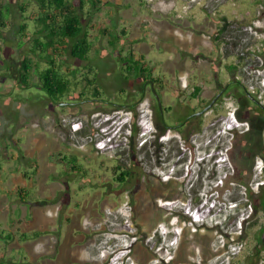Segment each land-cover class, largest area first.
<instances>
[{"label": "rangeland", "instance_id": "1", "mask_svg": "<svg viewBox=\"0 0 264 264\" xmlns=\"http://www.w3.org/2000/svg\"><path fill=\"white\" fill-rule=\"evenodd\" d=\"M187 1L186 10L182 9L183 2L179 8L186 18L200 13L214 24L220 23L221 14L232 18L235 11H243L248 19L257 12L252 0H204L209 9L217 6L209 12L192 3L200 0ZM21 3L26 5V11L20 9ZM4 6H9L6 19L10 24L0 28V149L7 144L8 156L0 153V166L19 165L21 156L28 151L37 153V157L39 152L40 156L49 159L60 145L72 147V122H82V135L110 136L112 140L107 148L114 147V152H97L94 141L86 144L84 148L91 145L98 155L91 154L86 160H80L81 166L87 168L85 175L70 169L69 172L77 176L73 180L52 179L48 174L49 167L41 168L37 182L42 181L48 186L38 185L27 194L28 215L24 217L32 219L30 202L39 201L46 214H41L37 222L42 232L29 240L39 241V254L33 262L30 248H7L3 257L0 253V264H152V260L159 257L171 258L159 264H264V234H260L263 236L260 242L257 233L264 228V211L259 203L260 186L264 184V151L262 154L257 152L264 144V116L251 123L248 113L238 111L237 103L227 98L215 110L209 111L201 123L188 124L184 128L188 137L184 139L175 126L197 110L196 101L191 95L192 102H185L189 107H178L173 101L190 90L192 77L185 86V78L178 77L175 81L166 76L167 81L176 86L165 88L161 96L162 107L169 110L163 115L156 112L157 100L150 86L147 84L142 91L144 81L141 78L126 79L122 75L124 70L119 53L126 55L132 47L121 40L116 42V48L111 46L110 33L119 34L120 30L111 20L112 23L106 25L111 30L103 32L105 16L100 11L84 21L89 24L92 41L89 59L65 61L67 70L77 69L73 78L75 87L71 88L68 98L63 99L66 104H52L34 86L38 81L34 69L29 84L22 83L19 77L21 60L32 43L30 39H24L23 45H19V28L25 17L34 16L35 1L0 0V7ZM131 7L136 8L134 4ZM123 26L120 22V29ZM263 36L260 34L262 39ZM220 37L211 45L215 52L218 48L225 52L219 80L228 78L227 63H235L238 78L264 103V70H250L258 63L260 69L264 67L260 43L247 45L254 55L239 60V56L232 57L238 50L228 32ZM166 60L168 63L173 61L169 54ZM90 66H94V70H90ZM94 71L97 72L94 84L100 91L97 98L92 94L93 85H88L86 80L87 75L94 76ZM79 92L84 94L79 95ZM211 93L208 90L206 95ZM146 99L152 111L143 105ZM130 104L135 105V112L130 110ZM251 112V115L255 114V111ZM132 116H136L135 121ZM150 117L153 122L154 117H161L162 123L168 124L157 144L146 130ZM31 139L35 144L30 142ZM36 143H42V152L36 148ZM69 162H66L65 170ZM117 166L133 171L132 177L123 184L115 180L116 172L121 171ZM237 166L241 171L240 181L233 179L229 187L224 186L225 178L233 176ZM104 175L113 176L115 183L111 187L116 195L114 203L111 201L108 205L103 202L104 193L110 190L101 183ZM60 176L67 178L68 173L62 171ZM62 189L66 190L63 195ZM74 207H79L74 209L76 212L83 207L90 209L82 220V234L78 238L70 236L73 231L69 230L66 220ZM43 215L47 217L43 218ZM8 227L15 226L2 219V244L7 243ZM20 228L32 230L30 225L22 224Z\"/></svg>", "mask_w": 264, "mask_h": 264}, {"label": "crops", "instance_id": "2", "mask_svg": "<svg viewBox=\"0 0 264 264\" xmlns=\"http://www.w3.org/2000/svg\"><path fill=\"white\" fill-rule=\"evenodd\" d=\"M203 1L200 0L192 3L201 5L203 9L208 10L209 5H205ZM107 2L100 10L105 16L104 20H102L103 27H108L106 25L111 24V20H114L118 26V30L123 34L121 39L123 44L125 43V45L132 47L135 56L153 68V76L160 78L159 86H162L160 87L161 96L164 95L165 88L176 86L174 82L171 85L170 81H167L166 76L176 81L178 77L185 78L186 73H188L192 77L190 90H186L187 92H183L177 99L172 101L178 107L185 105V102L188 101L191 103L192 92L196 86L195 67L198 64H194V60L201 57L200 52H204L208 57V55H213L214 51L211 46L212 41H207L203 36L212 30L210 20H206L205 22L204 16L200 13H193L186 18L179 11V8L180 3L183 2L185 6L183 5L182 9L186 10V4L189 2L187 0H107ZM133 4L136 8L132 9L131 6ZM128 18H131L132 21H126ZM120 22L124 23L121 29ZM168 54L173 59L171 63H168L166 60ZM188 55L194 57L192 62L188 59ZM200 61L203 62V57L202 59L200 58ZM188 67L192 69L189 70ZM172 89L176 94L178 93L174 88ZM31 140L30 142H34L35 144V141ZM41 144L36 143V148L38 147L42 152L44 146ZM5 145L7 144H4V147L0 149V153L7 157L8 151ZM36 154L35 152L28 151L25 156H21L19 165L14 166L11 163L7 168L0 166V221L2 219L7 220L15 226L8 227V233L5 236L8 239L7 243H0L1 257L6 253L7 248L26 247L27 250L30 248V252L33 253L32 259L39 254L37 251L39 241L34 240L33 242H29V240L38 236L33 234V232L39 231L40 225H37V222L41 214H44L41 210L40 202H30L29 207L31 209L29 215L32 218L31 220L24 219V217L28 215V208L26 206L28 201L27 194H31L33 188L38 185L42 188L48 186L47 183L43 184L42 181L37 182L41 168L48 166V174L52 179L58 181L73 180L77 176L72 172L70 173V169L72 171L76 170L78 174L82 173L85 175L87 168L81 166L80 160H86L91 154L98 155L91 145L81 150L72 148L68 144L64 146L60 145V149H56L53 157L49 159L44 155L40 156L41 153L39 152V157ZM68 161L70 162L68 163L67 170H65L64 166ZM60 166L61 169L59 168ZM62 171L68 173L67 178L60 176ZM113 180V176L106 177V175L101 179V183L110 188L108 193L105 192L103 196V202L107 205L116 196L115 192L111 189V187L115 186ZM65 189L61 190L62 195L65 193ZM95 194L98 195L99 193L96 192ZM78 208H72L66 219L67 223H69V230L73 231V235L70 236L74 238H78L82 234V220L90 212V209L85 207L76 212L74 209ZM17 213L19 217H14ZM44 215L42 216L43 218L47 217ZM22 224L30 225V229L32 230H22L20 228ZM22 233L28 234V238H22Z\"/></svg>", "mask_w": 264, "mask_h": 264}, {"label": "trees", "instance_id": "3", "mask_svg": "<svg viewBox=\"0 0 264 264\" xmlns=\"http://www.w3.org/2000/svg\"><path fill=\"white\" fill-rule=\"evenodd\" d=\"M37 6V10L33 17H25V20L21 23L19 32V45H23L24 39H30L31 46L27 54L22 58L19 67V77L22 83L29 84V77L31 71L37 73L38 81L34 84L42 93L49 99V101L54 103H63L64 98H68L70 95L71 88L75 87L74 76L77 69L72 68L70 71L67 70L66 62L68 59L74 60H88L89 52L92 48V41L90 39L88 23L84 21L86 17L94 12H98L105 5L107 0H34ZM26 5L21 3L20 9L26 11ZM9 6L0 7V28H5L10 21H8ZM111 30L109 27H103V32ZM113 40L110 44L113 48H116V42L122 39L123 34H113L110 33ZM122 66V75L126 79L129 78H141L144 82L142 84V91L145 83L150 85V82L154 84L157 93L161 99V93L159 88L160 78L153 76V68L148 66L146 62L142 61L139 57H136L133 50H130L128 54L122 55L119 53L118 56ZM66 61V62H65ZM44 63V66L41 64ZM233 67L237 68L236 65ZM90 70H94V66L89 67ZM94 76L90 78L86 76L88 85H93L92 94L94 97L100 95L99 87L96 86V74L94 71ZM199 88L195 86L192 96L195 97ZM152 92V89H151ZM83 92H79V95H83ZM153 94V92H152ZM155 97V95L153 94ZM144 97V96H143ZM156 98V97H155ZM157 100V99H156ZM104 101V100H103ZM109 103H114L110 102ZM130 110L135 112V105H129ZM156 112L163 115V112L169 110L168 108L162 107V111L159 108L158 102ZM131 112V113H132ZM238 115V114H237ZM135 121L136 116H132ZM240 120L243 118L238 115ZM164 121V120H163ZM155 127L160 129L154 135V140L157 141L161 135L165 133L168 124L164 121L162 123L161 117H154ZM183 122L175 126L184 139H187L188 134L182 128ZM163 128V129H162ZM137 132V131H136ZM116 172V178L119 183L123 184L132 177L133 171L124 168L121 169L118 166ZM237 171L233 175L235 181H240L239 167L237 166ZM242 181V180H241ZM248 188V187H247ZM248 193L251 194V189H248ZM259 203L264 211V184L260 186V196ZM258 239L261 242L264 234V228L260 229L258 232ZM35 235L41 234V231L33 232ZM22 238H28V234L22 233Z\"/></svg>", "mask_w": 264, "mask_h": 264}, {"label": "flooded vegetation", "instance_id": "4", "mask_svg": "<svg viewBox=\"0 0 264 264\" xmlns=\"http://www.w3.org/2000/svg\"><path fill=\"white\" fill-rule=\"evenodd\" d=\"M228 1L238 2L240 0ZM252 2L256 4L257 12L248 19L243 11H235L233 16L234 18H229L227 14H221L220 23L215 24L209 21V18L204 16V21L206 22V20H208L213 30L209 34H204V38L207 39V37H209L208 39L210 41L214 42L215 40L218 42L221 38L220 36L223 35L224 32H228V37L231 39L232 43L236 44V49L238 50L236 54H232V57L239 56V60H244L245 58L249 59L252 55H254L249 50V47L246 46H251L254 42H259L261 45L259 48L261 51L260 55L264 58V38L262 39L260 37V34H264V0H252ZM216 8L217 6H212L210 9L207 8V11H213ZM223 53L225 54V52L218 48L216 52L214 49L213 55H208V57L204 52H200L201 57H198L196 60L193 59V56H187L191 62L194 60V64L198 63L195 67L194 75L196 86L199 90L195 97H193L196 101L197 110L191 112L185 117L182 125L183 129L186 128L188 124L193 125V123H201L204 116L209 111L215 110L216 107L223 104L224 100L227 98H232L237 103L238 111H246L248 113V118L251 123L257 121L259 116H264V103L260 102V100H258L255 95L251 93V91L248 90V88L241 82V79L238 78L235 73L236 68L233 67L235 63H227L226 68L228 70V78L225 81L219 80L218 74L223 65V58L225 57ZM202 57L203 62L200 61V58L202 59ZM259 66L260 63L255 65L254 68H250V70L255 72L261 70L263 71L264 67L262 66L260 69ZM189 77L190 75L186 73L185 86H188L190 83L188 81ZM144 86L146 87L147 84L145 83ZM208 90L209 93L211 91L212 93L207 96L206 92H208ZM185 105H187L186 107H189L188 104L185 103ZM208 106L211 107L204 111ZM252 110L255 111V114L251 115ZM261 147L262 148L257 150V152L262 154L264 151V144ZM232 181L233 176L231 174L225 178L224 186L226 185L229 187V183H232Z\"/></svg>", "mask_w": 264, "mask_h": 264}, {"label": "built area", "instance_id": "5", "mask_svg": "<svg viewBox=\"0 0 264 264\" xmlns=\"http://www.w3.org/2000/svg\"><path fill=\"white\" fill-rule=\"evenodd\" d=\"M208 38L209 37H207V39ZM144 103L145 104H143V105L146 107V109H150V111H152L150 106H149V100L146 99ZM82 130H83L82 122H72L70 124V132H71L70 133V138H71L70 145L72 147H76V148L82 149V148L85 147L86 144L94 141V143H95L94 145H95V148H96L97 152H100V153L101 152H108V153L109 152H114V147L107 148L108 143L111 142L110 141V139H111L110 136H108L106 138H104V137L103 138H99V136H98L99 134L98 133L95 134L94 136H92V135H82ZM85 223H88V225H90V223L86 222V220H85ZM169 259H171V258H169ZM169 259L168 258H163L162 259V258L159 257V258H156V259L152 260L153 261L152 264H159V263H163L164 261L168 262Z\"/></svg>", "mask_w": 264, "mask_h": 264}, {"label": "water", "instance_id": "6", "mask_svg": "<svg viewBox=\"0 0 264 264\" xmlns=\"http://www.w3.org/2000/svg\"><path fill=\"white\" fill-rule=\"evenodd\" d=\"M150 86H151V89H152L153 94L155 95V97H156V99H157V102H158L159 108H160V110L162 111V103H161L160 96H159V94L157 93L156 88L154 87V84H153L152 82H150ZM62 104H66V103L63 102ZM210 107H211V106H208L204 111L208 110Z\"/></svg>", "mask_w": 264, "mask_h": 264}, {"label": "clouds", "instance_id": "7", "mask_svg": "<svg viewBox=\"0 0 264 264\" xmlns=\"http://www.w3.org/2000/svg\"><path fill=\"white\" fill-rule=\"evenodd\" d=\"M143 125V124H142ZM147 125H149V127L148 128H146V130H147V132H149V133H151V135H153V137H154V135H155V133H156V129H155V125H154V122L152 121V118L150 117V118H148V124ZM147 125H145V126H147ZM233 129V128H232ZM115 233H113V235H114ZM112 238H114V237H112Z\"/></svg>", "mask_w": 264, "mask_h": 264}, {"label": "bare ground", "instance_id": "8", "mask_svg": "<svg viewBox=\"0 0 264 264\" xmlns=\"http://www.w3.org/2000/svg\"><path fill=\"white\" fill-rule=\"evenodd\" d=\"M157 91V90H156ZM200 146V145H199Z\"/></svg>", "mask_w": 264, "mask_h": 264}]
</instances>
